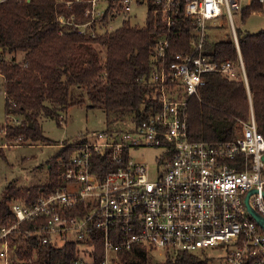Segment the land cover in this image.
<instances>
[{
    "label": "built area",
    "instance_id": "2783aa9c",
    "mask_svg": "<svg viewBox=\"0 0 264 264\" xmlns=\"http://www.w3.org/2000/svg\"><path fill=\"white\" fill-rule=\"evenodd\" d=\"M88 2V21L64 15L60 21L79 32L113 30L130 21L133 2L148 4L147 19L161 18L167 31L152 46L150 75L158 85L154 97L160 107L140 123L127 121L106 128L94 141L71 144L79 148L64 164L59 186L35 201L17 198L11 203L17 218L0 226V264H12L17 244L10 234L24 222L33 227L26 236L35 235L41 243L83 240L81 256L69 264H121L117 252L138 244L161 255L204 252L214 264H264V228L246 202L252 191L249 204L264 216V133L253 110L241 133L230 140L193 139L189 123V100L199 94L207 73L236 78L242 72L247 83L236 19L254 3L259 6L251 13L264 17V0H117L112 8L108 0ZM123 12L126 18L113 26ZM182 18L196 36L188 50L167 61L170 30ZM226 30L236 44L238 63L205 53L207 39ZM141 147L159 148L154 167L134 159L133 150ZM99 230L104 256L97 260L91 241ZM215 246H224L225 253L212 256L209 249Z\"/></svg>",
    "mask_w": 264,
    "mask_h": 264
},
{
    "label": "trees",
    "instance_id": "16d2710c",
    "mask_svg": "<svg viewBox=\"0 0 264 264\" xmlns=\"http://www.w3.org/2000/svg\"><path fill=\"white\" fill-rule=\"evenodd\" d=\"M67 1L5 0L0 3V75L5 112L7 116L19 118L15 123L6 122L3 130L4 137L17 144L51 140L44 133L42 118H53L61 124L63 115L75 104L88 103L90 107L104 110L107 128L121 127L127 121L140 123L160 107L154 97L158 85L150 80V75L155 62L152 46L167 31L161 18L151 15L145 25L126 20L113 30L95 34L88 30L79 32L59 18L64 15L75 22L88 21L89 2L70 0L68 4ZM116 1L108 0L109 7ZM258 6L254 3L246 7L242 17ZM108 17L109 12L103 21L108 22ZM170 31L167 61L175 53L188 50L196 36L183 18ZM238 37L247 83L242 72L236 78L219 72L205 75V85L189 100L193 139H233L242 123L250 120L251 110L264 133V28L255 32L238 28ZM205 51L214 60L229 58L239 62L236 44L228 30L222 37L207 39ZM78 148L68 142L60 145L48 160L50 178L46 184L7 185L0 199V226L16 220L11 206L15 199L35 201L59 186L61 170ZM0 154H4L1 147ZM32 228V224L24 222L10 234L17 244L12 264H69L81 256L83 240L72 239L62 245L41 243L35 235L26 236V229ZM101 232L91 241L97 260L104 256ZM153 250L138 244L117 254L121 264H214V259L204 252L188 251H168L162 254L163 261H155L151 257Z\"/></svg>",
    "mask_w": 264,
    "mask_h": 264
},
{
    "label": "rangeland",
    "instance_id": "374dc122",
    "mask_svg": "<svg viewBox=\"0 0 264 264\" xmlns=\"http://www.w3.org/2000/svg\"><path fill=\"white\" fill-rule=\"evenodd\" d=\"M131 7L132 10L128 16L127 13L123 12L115 17L114 22H112L113 26L119 25L126 16L133 24H146L148 4L146 2H133ZM236 24L241 29L255 32L264 28V17L258 13H249L245 18L237 17ZM221 35L222 33H214L213 37L218 38ZM18 120L17 116L6 115L3 79L0 75V147L4 151L3 155L0 154V199L4 196L5 187L9 184L16 186L46 184L50 178L48 160L56 153L60 145L66 142L83 144L94 141L107 128L104 110L90 107L88 103L75 104L69 107L63 115L61 124L53 118H42L44 133L51 140L45 143L17 144V142L4 137L5 131L3 129L6 122L15 123ZM242 126L243 124L238 133H241ZM159 152L157 147H141L133 150L132 155L135 160L146 162L154 167L155 157ZM222 247L224 246L212 247L209 252L214 257L221 256L225 253V249L222 250ZM151 257L155 261L164 260V255H160L157 249L153 250Z\"/></svg>",
    "mask_w": 264,
    "mask_h": 264
},
{
    "label": "water",
    "instance_id": "95a60500",
    "mask_svg": "<svg viewBox=\"0 0 264 264\" xmlns=\"http://www.w3.org/2000/svg\"><path fill=\"white\" fill-rule=\"evenodd\" d=\"M252 193V191L249 193V195ZM249 195L246 198V202L248 204V208L251 211V214L253 215V217L259 222V224L262 225V227L264 228V216L261 215L260 213H258L250 204H249Z\"/></svg>",
    "mask_w": 264,
    "mask_h": 264
}]
</instances>
